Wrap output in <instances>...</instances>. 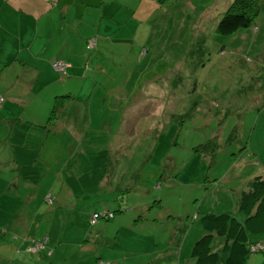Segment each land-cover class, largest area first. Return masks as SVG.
Listing matches in <instances>:
<instances>
[{
    "label": "rangeland",
    "instance_id": "rangeland-1",
    "mask_svg": "<svg viewBox=\"0 0 264 264\" xmlns=\"http://www.w3.org/2000/svg\"><path fill=\"white\" fill-rule=\"evenodd\" d=\"M232 1L143 0L142 31L132 39L112 41L119 43L112 51L85 43L86 61L68 75L77 112L71 119L65 109L67 122L41 140L37 185L7 165V123L42 125L50 109L41 114L35 102L5 101L2 254L26 264H192V246L204 233L200 214L244 218L239 193L252 176L264 177V0H255L250 26L220 35L216 25ZM92 55L101 61L97 71ZM34 92L36 100L45 95ZM100 149L108 152L102 180L74 195L62 174L86 166ZM108 212L113 217L105 219ZM33 241L43 249L29 251ZM221 242H212L217 264ZM259 242L249 264H264V235Z\"/></svg>",
    "mask_w": 264,
    "mask_h": 264
},
{
    "label": "crops",
    "instance_id": "crops-1",
    "mask_svg": "<svg viewBox=\"0 0 264 264\" xmlns=\"http://www.w3.org/2000/svg\"><path fill=\"white\" fill-rule=\"evenodd\" d=\"M141 16L143 19V0H0V116L6 114L5 101L18 99L24 105L35 102L34 112L48 113L55 96L61 95L59 93L64 89H70L67 92L70 101L58 113L54 127L49 128L45 136L43 132H37V135L43 140L50 131L57 128V132L67 122L70 113L73 119L77 112L70 109L76 100L68 85V75L74 76L81 69V63L86 61L85 43L87 45L92 38L102 46L101 50L112 51L110 49L119 44L112 41L132 39L133 34L142 31ZM90 60L97 71L100 59L92 55ZM54 63L64 64V71L55 69ZM65 73L63 77L61 74ZM20 88H28L31 92L22 96ZM37 88L45 90L46 95L42 94L44 97L39 100H36L37 92H34ZM67 108L70 109L69 114L65 113ZM34 132L29 134H36ZM8 138L10 142L9 131ZM5 149L11 151L8 152L12 156L7 165L13 166L20 177L11 143ZM4 164L0 160V168ZM76 169L78 174L80 171ZM69 173L62 174L63 179ZM6 232L4 229V234ZM4 242L0 239V247ZM0 264L26 263L0 252Z\"/></svg>",
    "mask_w": 264,
    "mask_h": 264
},
{
    "label": "trees",
    "instance_id": "trees-1",
    "mask_svg": "<svg viewBox=\"0 0 264 264\" xmlns=\"http://www.w3.org/2000/svg\"><path fill=\"white\" fill-rule=\"evenodd\" d=\"M258 10L255 0H233L218 21L216 32L226 36L233 34L239 28L250 26ZM69 101L70 96L67 93L56 95L50 114L42 125L21 118L8 121L7 127L14 159L23 180L33 185L39 183L41 173L37 161L42 138L37 135V132L39 134L43 132L45 136L56 122L58 113H61ZM31 131H35L36 134L30 135ZM38 136L39 141L38 138L35 140ZM212 143L209 153H214L216 150L217 144ZM206 144L208 143L199 144V148L205 147ZM107 163L108 152L106 149H100L86 166L78 168L80 171L78 174H75L76 171L71 172L65 176L64 181L71 192L77 195L99 184L106 172ZM237 209L244 216L242 220L227 212H208L197 217L204 233L192 246L190 254L192 264L218 263L219 253L212 248V242L216 236L222 238L220 249L224 255L223 264H249L247 258L253 252L252 247L261 245L259 239L264 235V177L262 175L252 176L249 185L240 191ZM112 217V212L104 216L105 219Z\"/></svg>",
    "mask_w": 264,
    "mask_h": 264
},
{
    "label": "built area",
    "instance_id": "built-area-1",
    "mask_svg": "<svg viewBox=\"0 0 264 264\" xmlns=\"http://www.w3.org/2000/svg\"><path fill=\"white\" fill-rule=\"evenodd\" d=\"M94 45H95V39H89L87 46L92 47ZM53 66L55 69H57L59 71H64V69H65V65L62 63H54ZM1 101H2V98L0 97V103H1ZM96 216H97V214L93 213L92 218L94 219V217H96ZM261 247H262L261 245H254L251 250L257 251ZM41 249H43V243L41 241H33L32 245L28 248V250L31 252H37Z\"/></svg>",
    "mask_w": 264,
    "mask_h": 264
}]
</instances>
